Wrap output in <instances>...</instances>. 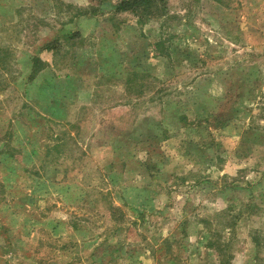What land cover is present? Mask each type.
Masks as SVG:
<instances>
[{
	"label": "rangeland",
	"instance_id": "1",
	"mask_svg": "<svg viewBox=\"0 0 264 264\" xmlns=\"http://www.w3.org/2000/svg\"><path fill=\"white\" fill-rule=\"evenodd\" d=\"M125 1L0 0V264H264V0Z\"/></svg>",
	"mask_w": 264,
	"mask_h": 264
},
{
	"label": "trees",
	"instance_id": "2",
	"mask_svg": "<svg viewBox=\"0 0 264 264\" xmlns=\"http://www.w3.org/2000/svg\"><path fill=\"white\" fill-rule=\"evenodd\" d=\"M153 0H127L125 1L124 3L127 4V9H130V10H133V11H136V10H139V9H142L143 11H149L150 14L152 15V10H153V7L150 6L151 2ZM164 13H158L157 15H163Z\"/></svg>",
	"mask_w": 264,
	"mask_h": 264
}]
</instances>
